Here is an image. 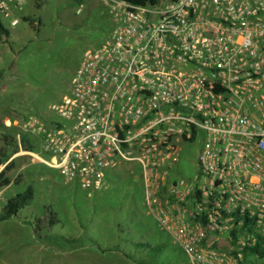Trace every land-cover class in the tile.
<instances>
[{
	"label": "built area",
	"instance_id": "obj_1",
	"mask_svg": "<svg viewBox=\"0 0 264 264\" xmlns=\"http://www.w3.org/2000/svg\"><path fill=\"white\" fill-rule=\"evenodd\" d=\"M99 1L106 36L20 125L46 158H12L85 191L137 170L185 264H264V0ZM23 4L0 0V21L15 25Z\"/></svg>",
	"mask_w": 264,
	"mask_h": 264
},
{
	"label": "rangeland",
	"instance_id": "obj_2",
	"mask_svg": "<svg viewBox=\"0 0 264 264\" xmlns=\"http://www.w3.org/2000/svg\"><path fill=\"white\" fill-rule=\"evenodd\" d=\"M15 16V25L4 22L8 36L0 39V116L6 113L16 123L6 127L0 118V146L3 135L7 142L0 151L1 168L22 150V135L32 140L20 129L24 118L45 112L61 96L83 51L98 45L111 27V8L99 0H24ZM33 151L46 158L38 147ZM11 162L5 172L10 181L0 187V207L27 186L32 197L15 216L0 221V264L186 263L146 212L137 170L122 168L102 188L85 191L25 154ZM96 244L100 249L116 245L137 263L99 254ZM148 246L159 250L153 254Z\"/></svg>",
	"mask_w": 264,
	"mask_h": 264
},
{
	"label": "trees",
	"instance_id": "obj_3",
	"mask_svg": "<svg viewBox=\"0 0 264 264\" xmlns=\"http://www.w3.org/2000/svg\"><path fill=\"white\" fill-rule=\"evenodd\" d=\"M122 1L133 4V5H143L146 3L153 4L156 0H122ZM22 19L27 20L26 17H22ZM6 36H8V30H7L6 26L0 21V39H1V37H6ZM21 138H22V142H23V147H21L22 150L33 151V149L37 148L36 146H34L35 144L32 142L33 136H32L31 141H30L31 137H29L28 135H22ZM34 140H37L36 137L34 138ZM1 141H2V145L0 146V151L2 150L3 146L7 144L5 135H3L1 137ZM15 152L16 151H14L13 153H15ZM12 159L13 158L9 159L3 165V167L0 169V187L7 185L10 181L9 177L5 175V172L12 166V162H11ZM31 197H32V189L30 186H27L23 191L17 192L14 195L8 197L4 201L2 206L0 207V221H3V220H6L12 216H15L17 211L19 210V208H21L22 206L27 204V202L31 199ZM73 241H74V238H72V242ZM135 245L137 247L138 246L144 247V244L139 243V242L136 243ZM96 247H97L96 250L99 252L116 251V252H118V254H116L115 256H119L122 259H124L125 261L129 260V261L135 262L134 258L131 257L132 256L131 253L120 250L116 245H114V247H107V248H101L100 249L99 246L96 244ZM148 250H151L152 253L155 254L159 249L158 248L155 249L154 247L148 246ZM253 250L257 251L258 254H260V255L264 254V247L260 250L258 247H255ZM135 263H137V262H135Z\"/></svg>",
	"mask_w": 264,
	"mask_h": 264
},
{
	"label": "crops",
	"instance_id": "obj_4",
	"mask_svg": "<svg viewBox=\"0 0 264 264\" xmlns=\"http://www.w3.org/2000/svg\"><path fill=\"white\" fill-rule=\"evenodd\" d=\"M78 1H81V0H78ZM80 3H81V2H80ZM79 5H80V4H79ZM0 118L3 119V120H2L3 124H4L5 121H11L12 124H16L15 121H14V120H11V118L8 117L6 113L2 114V116H0ZM4 126H6V125H4ZM6 127H7V126H6ZM11 158H12V156H11L9 159H11ZM9 159H8V160H9ZM1 166H2V165H1ZM1 166H0V168H1ZM120 170H121V169H120ZM22 224H23V223H22ZM70 240H72V238H71ZM96 251H97V250H96ZM96 251H95V252H96ZM97 252H99V251H97ZM99 254H108V255L111 254V255H114V256H115L116 254H118V252H116V251L99 252ZM96 255H97V253H96Z\"/></svg>",
	"mask_w": 264,
	"mask_h": 264
}]
</instances>
